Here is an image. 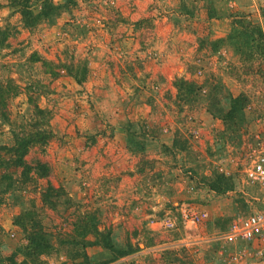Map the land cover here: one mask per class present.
<instances>
[{"label":"rangeland","instance_id":"rangeland-1","mask_svg":"<svg viewBox=\"0 0 264 264\" xmlns=\"http://www.w3.org/2000/svg\"><path fill=\"white\" fill-rule=\"evenodd\" d=\"M259 28L264 0H0V83L19 88L0 119V264H264L224 238L262 208ZM15 132L47 135L25 160L48 177L22 176Z\"/></svg>","mask_w":264,"mask_h":264},{"label":"trees","instance_id":"trees-1","mask_svg":"<svg viewBox=\"0 0 264 264\" xmlns=\"http://www.w3.org/2000/svg\"><path fill=\"white\" fill-rule=\"evenodd\" d=\"M22 13L25 17L28 16V13L25 11V8L22 11ZM30 14L31 12H29V15ZM258 34L263 42L264 41V30H262V28H259ZM44 65L47 66V63L45 62ZM78 81L81 82V80H78ZM18 91H19L18 86H16L12 82L0 83V119H4L7 121L9 120L8 102L9 100H11L13 96L17 94ZM35 110H38L39 114L43 113V110H41L38 106H35ZM14 137L16 140L15 146H13L12 148L6 147L5 149L6 151L13 153L15 157V164L23 170L22 176L23 177L27 176L28 178L30 174L34 173L35 175H38L39 177H48L47 173L49 172V169H50L49 165H47L46 163L44 164L42 163L34 168L31 165H29V163L25 160V157L29 154L31 147L34 144L47 143L46 142L47 135L46 134H40V135L39 134L30 135L29 134L27 137H23V136L20 137V135L15 132ZM213 188L217 190L219 193H224L230 189L229 186L228 188H221V187L217 188V186ZM42 201L43 203H49L48 195L46 194L43 195ZM17 222H18L17 224L22 223V219L19 218ZM80 232L82 233V235L87 237L85 240L86 245L90 246L94 244L88 238L91 235V236H95L96 239H101V237L102 238L104 237L103 240L101 241L102 245L107 249L111 248L110 238L108 237L109 231L102 232L99 228L95 226L82 225ZM38 235L39 237H35V236L29 237V242H30L29 244L31 247V251H32V254L35 256L47 250V245L44 244V237L48 235L42 232H39Z\"/></svg>","mask_w":264,"mask_h":264},{"label":"built area","instance_id":"built-area-1","mask_svg":"<svg viewBox=\"0 0 264 264\" xmlns=\"http://www.w3.org/2000/svg\"><path fill=\"white\" fill-rule=\"evenodd\" d=\"M249 181L262 192V208L248 215L234 218L224 236L229 243H253L264 246V150L258 155L250 169L247 171ZM182 219L188 224L203 225L210 220L207 210H184ZM175 223L169 221L167 228H173Z\"/></svg>","mask_w":264,"mask_h":264}]
</instances>
